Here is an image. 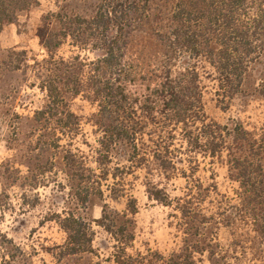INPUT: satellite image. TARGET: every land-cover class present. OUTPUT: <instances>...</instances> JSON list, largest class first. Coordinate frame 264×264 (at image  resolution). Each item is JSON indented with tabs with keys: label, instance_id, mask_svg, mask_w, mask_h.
Instances as JSON below:
<instances>
[{
	"label": "trees",
	"instance_id": "obj_1",
	"mask_svg": "<svg viewBox=\"0 0 264 264\" xmlns=\"http://www.w3.org/2000/svg\"><path fill=\"white\" fill-rule=\"evenodd\" d=\"M169 3L170 11L160 8ZM37 5L38 0H0V35ZM43 23L37 37L48 57L31 67L26 52L0 53V79L38 67L46 73L40 85L47 102L34 118L46 133L68 138L77 133L79 121L67 97L81 96L99 108L101 166L120 153L129 165L126 175L152 165L168 180L187 181L188 199L176 204L189 226L184 234L191 253L174 261L160 258V264H204L195 255L217 248L213 225L230 230L241 255L235 264H264V134L207 120L197 70L204 61L214 71L223 110L248 95L253 81V93L264 100V0H98L91 17L62 13ZM68 41L100 56L89 64L79 56L57 57ZM222 154L237 190L232 198L221 197L216 213L205 215L200 206L206 197L201 191L193 195L199 159L213 162ZM149 194L169 206L164 189L154 187ZM62 227L68 256L92 250L91 227L82 218L69 213ZM113 236L116 264H155L153 258L127 254L132 234Z\"/></svg>",
	"mask_w": 264,
	"mask_h": 264
},
{
	"label": "rangeland",
	"instance_id": "obj_2",
	"mask_svg": "<svg viewBox=\"0 0 264 264\" xmlns=\"http://www.w3.org/2000/svg\"><path fill=\"white\" fill-rule=\"evenodd\" d=\"M97 1L38 0L35 8L2 32L1 55L26 52L30 66H35L36 61L48 57L37 37L43 22L62 13L91 17ZM171 7V3L160 5L165 11ZM51 30L59 32L60 26L55 23ZM77 56L89 64L100 54L81 51L70 41L57 52V57L66 60ZM38 69L9 72L0 79V264H116L118 243L113 234L122 232L134 236L127 244V254L153 258L155 264L161 263L160 258L174 261L177 256L190 254L184 234L189 226L182 221L176 204L179 199H188L187 181L181 176L168 180L152 165L126 175L123 169L129 165L120 153L101 166L104 151L99 152L103 136L99 108L81 96L67 97V107L79 121L77 133L72 138L46 133L34 118L47 102L40 85L46 73ZM197 70L207 120L240 125L255 136L264 134V100L253 93L254 81L248 95L236 97L223 110L214 71L204 61L197 63ZM199 166L195 176L199 189L193 195L201 191L206 202L200 207L210 215L216 213L221 197H234L237 184L229 179L226 154L213 162L200 158ZM154 187L165 190L169 206L151 198ZM210 192L213 194L208 195ZM201 200L195 199L192 205ZM69 213L90 225V252L66 254L69 241L62 224ZM108 226H113L110 232ZM212 230L217 248L195 258H202L204 264H223L226 259L235 264L241 255L234 251L230 230L214 225Z\"/></svg>",
	"mask_w": 264,
	"mask_h": 264
}]
</instances>
